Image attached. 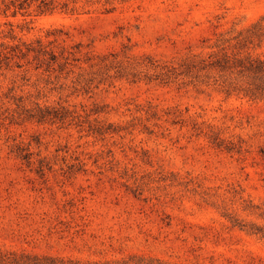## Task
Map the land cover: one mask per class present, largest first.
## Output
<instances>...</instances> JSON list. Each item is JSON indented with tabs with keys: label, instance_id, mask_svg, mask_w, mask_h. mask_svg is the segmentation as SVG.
<instances>
[{
	"label": "rangeland",
	"instance_id": "374dc122",
	"mask_svg": "<svg viewBox=\"0 0 264 264\" xmlns=\"http://www.w3.org/2000/svg\"><path fill=\"white\" fill-rule=\"evenodd\" d=\"M15 45L0 264H264V96L181 72L264 58V0H0V49Z\"/></svg>",
	"mask_w": 264,
	"mask_h": 264
},
{
	"label": "trees",
	"instance_id": "16d2710c",
	"mask_svg": "<svg viewBox=\"0 0 264 264\" xmlns=\"http://www.w3.org/2000/svg\"><path fill=\"white\" fill-rule=\"evenodd\" d=\"M39 45V44H38ZM27 51L33 50L30 46L25 47ZM37 52L46 50L39 45ZM25 52L19 45L5 46L0 49V68L7 67L15 58L23 57ZM36 57V56H35ZM50 60H55V55L49 53ZM16 63V61H14ZM184 70L181 72H190L191 69L197 65L202 68L213 67L217 68L223 75V86L226 91L242 92L246 96L258 97L264 96V58L252 57L251 55L222 54L213 55L211 59L191 60L183 63ZM17 66H20L17 62ZM172 68L159 73L164 79H168L173 74ZM181 74V73H180ZM39 119L43 118L45 114L42 109L38 110ZM16 260V259H13ZM13 260H10L11 262ZM14 264H73L71 260H64L62 258H55L49 256H37L30 254H22Z\"/></svg>",
	"mask_w": 264,
	"mask_h": 264
}]
</instances>
